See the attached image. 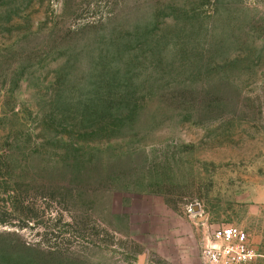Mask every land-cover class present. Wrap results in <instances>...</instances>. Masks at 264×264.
Returning <instances> with one entry per match:
<instances>
[{"label": "rangeland", "instance_id": "374dc122", "mask_svg": "<svg viewBox=\"0 0 264 264\" xmlns=\"http://www.w3.org/2000/svg\"><path fill=\"white\" fill-rule=\"evenodd\" d=\"M229 225L264 264V0H0V264H205Z\"/></svg>", "mask_w": 264, "mask_h": 264}, {"label": "built area", "instance_id": "2783aa9c", "mask_svg": "<svg viewBox=\"0 0 264 264\" xmlns=\"http://www.w3.org/2000/svg\"><path fill=\"white\" fill-rule=\"evenodd\" d=\"M212 237L203 252L205 264H256L259 255L239 227H222Z\"/></svg>", "mask_w": 264, "mask_h": 264}, {"label": "water", "instance_id": "95a60500", "mask_svg": "<svg viewBox=\"0 0 264 264\" xmlns=\"http://www.w3.org/2000/svg\"><path fill=\"white\" fill-rule=\"evenodd\" d=\"M197 209V208H196Z\"/></svg>", "mask_w": 264, "mask_h": 264}]
</instances>
